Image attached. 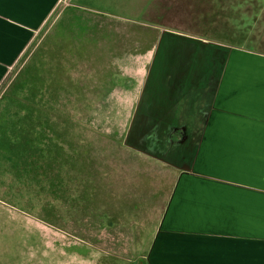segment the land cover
<instances>
[{
	"label": "crops",
	"instance_id": "crops-1",
	"mask_svg": "<svg viewBox=\"0 0 264 264\" xmlns=\"http://www.w3.org/2000/svg\"><path fill=\"white\" fill-rule=\"evenodd\" d=\"M60 1L0 0V84ZM161 34L126 135L176 171L146 264H264V50Z\"/></svg>",
	"mask_w": 264,
	"mask_h": 264
},
{
	"label": "trees",
	"instance_id": "trees-1",
	"mask_svg": "<svg viewBox=\"0 0 264 264\" xmlns=\"http://www.w3.org/2000/svg\"><path fill=\"white\" fill-rule=\"evenodd\" d=\"M190 1L166 0V4L170 6L163 9L164 18L161 23L168 26L162 27L204 37L178 28L184 24L185 27L203 26L205 29L208 26L204 25L208 24L215 32L236 34L233 32L234 27L230 24L221 26L222 23L215 21L214 15L211 16L213 20L209 18L210 23L206 24L205 19L199 22V17L196 16L209 11H206L205 4H194L197 2L202 4V1L196 0L197 2L186 4ZM174 3H177V6ZM185 4L188 8L184 6ZM177 7L187 11L179 21L170 17V14L174 16L172 13L178 9ZM225 8L229 13L231 7ZM249 12V9L240 8L236 10V14L234 11L229 15L240 17L241 14L242 18L251 19L243 26H248L247 31L250 29L251 37L262 47L258 49L264 50V17L252 15L250 18ZM87 16L89 17L85 15ZM252 34H258L260 38L256 39ZM154 45L145 50L153 48ZM133 50L111 55L108 61L106 60V64L112 62L117 68L112 74L111 87H105L108 83L102 84L95 80L90 92L84 91V82L80 79L75 80L79 75L74 78L80 73V69L94 73L92 66L88 64L87 56H84L85 59H79V63L69 66L66 72L63 69L55 71L52 68L48 79L41 77L43 84L40 85L42 92L39 100L27 95L20 97L10 92L0 95V207L17 215L16 226L19 234L22 238L31 236L37 247L34 256L30 254L32 261L23 262L24 259L21 257L16 264H132L119 255L92 245L83 233L91 224L130 229L129 231H133L135 239L139 241L147 234L149 237L152 236L166 208L173 174L169 170L166 171L165 179L158 184L160 191H167L164 199L153 197L135 200L134 195L129 196L125 193L128 183L122 172H127L132 166L134 168V165L129 166L127 163L123 165L121 160L124 158L120 159L117 155L116 166L113 161H107L111 160L110 154L114 153L112 144L121 147V152L126 155L131 156L133 153L131 157L142 155L151 162L161 164L162 162L159 157L126 142L128 129L122 138L123 141H119L117 136L116 139L110 133L99 129L97 126L99 123L96 122L99 103L103 102V99L105 103L120 84L117 66L119 62L128 54L145 51L141 52L136 48ZM79 57L76 53L72 60ZM28 67L29 65L25 68L26 72ZM60 71L62 72L59 73ZM1 86L2 84L0 88ZM89 93L94 98H91V101ZM106 140L111 144L109 147ZM129 161L136 162V159ZM112 169L116 174L111 171ZM109 187L111 192L123 194L127 209L130 207L131 212L127 214L125 212L123 218L113 210L117 209V202L114 201L112 204L108 198L111 194V192L107 194ZM104 191L107 204L105 202V210L100 209L97 213L94 209L96 202L94 195L99 192L101 198L98 202L103 205ZM107 208L111 209L110 213ZM131 208H137V214H133L134 210ZM53 231H59L60 236L56 237ZM65 234L70 236L69 239L64 237ZM40 256H43V259Z\"/></svg>",
	"mask_w": 264,
	"mask_h": 264
},
{
	"label": "rangeland",
	"instance_id": "rangeland-1",
	"mask_svg": "<svg viewBox=\"0 0 264 264\" xmlns=\"http://www.w3.org/2000/svg\"><path fill=\"white\" fill-rule=\"evenodd\" d=\"M200 1L203 3L201 4L196 0L186 3L188 5L191 2H197L194 4L200 5L205 4L206 11L209 12L196 16L199 17V22L205 19L206 24L210 23L208 20L209 18L213 20L211 16L214 15L216 16L215 21L222 23L221 26L230 24L234 27L233 32L236 34L229 35L228 33L215 32L211 30L208 24L204 25L208 26L205 29H203V26L199 28L185 27L184 24L179 25L178 29L198 35L201 34V36L224 41L231 45L250 48L251 50L262 48L251 37L250 29L247 31L248 26H243L244 23H249L251 19L242 18L241 14L240 17L229 14H233L234 11V14H236V10L241 8L249 9L250 18H252V15L264 17V0ZM174 5L177 6V3H174ZM169 6L170 4H166V0H61L35 35L24 54L14 65L10 66L4 81L1 83L0 95L4 92H10L20 97L27 95L32 99L39 100L42 92L40 85L43 84L40 80L41 77L48 79L52 68L55 71L63 69L66 72L69 66L79 63V59H85L84 56H87L88 64L90 67L92 66L94 71L92 73L80 69V73L74 76L75 78L79 75L75 80L80 79L84 82V91L90 92L95 80L102 84L108 83V86L104 85L105 87L113 86L112 74L117 68L112 62L106 64L108 57L126 51L133 52V48L142 52L152 44H155L163 30L168 29L163 28L162 25H168L161 22L164 18L163 9ZM225 6L231 7L230 10L228 9L229 13H227ZM181 8L175 9L174 13H172L174 16L170 14V17L179 21L187 12ZM186 8L188 7L186 6ZM85 15H89V17H85ZM252 35L256 39L259 37L258 34ZM76 53L80 57L72 60V56ZM149 57L138 53L124 56L123 60L117 65L120 73L118 88L111 93L105 103L103 99V102L99 103L97 108L96 122L99 123V125L97 124L98 128L110 133L114 138L117 136L119 141H123L122 138L128 126H130L129 123L135 106L138 88L145 77ZM28 65V72H26L25 68ZM64 75L66 77V73ZM89 96L91 101L93 95L89 93ZM137 139L138 136L132 131L126 138V142L136 145ZM107 142L106 145L109 147L111 144H109V141ZM112 148L115 154L111 153V160L108 159L107 161H113L116 166L117 155L120 159L124 158L123 161L121 160L123 165L126 163L129 166L134 165V168H132L133 166L131 169L128 168L127 172L121 171L122 175L126 177V183H128L125 193L129 196L134 195L135 200L137 198H145L146 200L153 197L164 199L167 196V191H160L158 184L165 179L164 174L166 171L169 170L171 174L176 173L174 168H172L173 173L169 166L160 162H151L146 156L136 155L137 157L134 158L131 157L133 153H131V156L122 153L119 146L112 144ZM129 159H136V162L130 163ZM113 169L111 171H114ZM169 177H166V179ZM104 185L106 186V184ZM111 191V187H109L107 194L109 195ZM105 196L104 191L102 205L98 202L101 198L99 192L94 195L96 200L94 209L97 210V213L100 209L105 210L107 204ZM123 197H125L123 194L114 191L108 196L112 204L114 201L117 202V209L113 210L119 216L124 215L125 212L126 214L131 212L129 206L127 209V202L123 200ZM118 199H120L119 202ZM107 209L110 213L111 209ZM136 209H133V214H137ZM17 218L15 213H10L0 207V264H16L21 257L24 259L23 262L28 263L33 260L30 258V254L34 256L37 251L35 240L31 236L27 235L22 238L19 234L16 226ZM94 226L97 225L91 224L87 230L83 231L92 242V245L119 255L132 264L147 263L146 255L152 236L149 237V234H147L142 241H139L135 239L133 231H129L130 229L126 230L121 226L110 227L103 225L97 226L98 228ZM71 231H73V228ZM53 234L59 237L61 233L53 231ZM64 237L69 239L70 236L66 235ZM40 258L43 259V256H40ZM75 258L77 256L74 257L76 262Z\"/></svg>",
	"mask_w": 264,
	"mask_h": 264
}]
</instances>
